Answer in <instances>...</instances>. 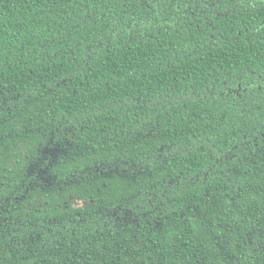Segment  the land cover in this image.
<instances>
[{
	"label": "trees",
	"instance_id": "1",
	"mask_svg": "<svg viewBox=\"0 0 264 264\" xmlns=\"http://www.w3.org/2000/svg\"><path fill=\"white\" fill-rule=\"evenodd\" d=\"M0 264H264V0H0Z\"/></svg>",
	"mask_w": 264,
	"mask_h": 264
}]
</instances>
